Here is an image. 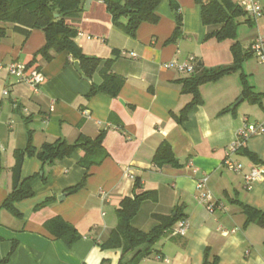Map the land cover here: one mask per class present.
I'll use <instances>...</instances> for the list:
<instances>
[{"label": "crops", "instance_id": "obj_1", "mask_svg": "<svg viewBox=\"0 0 264 264\" xmlns=\"http://www.w3.org/2000/svg\"><path fill=\"white\" fill-rule=\"evenodd\" d=\"M259 1L262 15L255 20L246 12L237 18V37L220 41L206 37L222 25L204 24L196 0H162L156 9L159 21L142 23L136 37L114 24L103 0H80V10L70 14L67 23L76 29L75 41L84 54L103 60L116 57L111 70L124 84L115 97L103 92L87 97L93 85L104 82L105 62L86 73L89 80L77 71L68 52L52 50L51 59L38 55L29 64L46 44L44 30L35 28L25 35L14 24H0L6 28V35L0 37V261L15 245L10 259L0 264L128 260L131 253L123 256L121 248L103 245L117 228L121 200L143 191L153 195L132 219L135 228L151 231L160 223L158 215L176 214L189 227L185 235L175 234L179 220L138 264H204L207 250L219 264H264V226L247 222L243 209L246 204L264 210V179L251 188L245 184V174L253 166H264V133L250 137L242 150L231 154L243 165L240 171L224 162L244 117L251 124L264 125V64L255 54L246 55L238 71L202 84V103L184 121L178 119L193 99V94L182 91L185 78L198 68L233 64L235 45L246 53L258 36H264V0ZM180 20L181 35L168 42ZM191 56L194 73L165 67ZM12 62L27 66L28 72L41 70L44 82L34 89L19 81L8 70ZM242 75L262 95L260 103L244 97ZM102 132L108 155L91 168L85 185L76 192L67 189L81 182L87 171L79 164L81 149L51 164L25 157L20 173L15 171L16 151L26 148L30 135L40 148L58 139L74 143L81 135L96 138ZM165 142L180 166L155 165L154 155ZM203 175H208L214 198L223 203L212 212L197 199V180ZM29 176H34V196L15 204L20 213L16 215L2 204ZM136 178L141 179L139 189L134 187ZM63 193L66 197L59 200ZM47 199L46 206L38 207ZM55 217L77 228L80 238L73 245L56 238L46 226Z\"/></svg>", "mask_w": 264, "mask_h": 264}, {"label": "trees", "instance_id": "obj_2", "mask_svg": "<svg viewBox=\"0 0 264 264\" xmlns=\"http://www.w3.org/2000/svg\"><path fill=\"white\" fill-rule=\"evenodd\" d=\"M108 12L112 16L114 24L123 32L131 37H136L138 29L142 23H157L159 16L156 9L162 0H103ZM202 9V19L206 25H222L219 29L207 34V38L214 37L220 41L234 39L238 34V17L246 12L234 0H196ZM80 0H0V24L11 23L15 29L25 35H28L32 29H43L46 34V44L35 55L29 63L32 64L38 55L51 59V51L68 52L75 59L81 62L82 68L87 74L95 71L102 62L106 63V68L102 74L104 82L100 86L93 85L87 97H91L97 92H103L113 97L117 96L120 88L124 84V79L112 72L111 65L115 56L107 60L98 57L87 56L75 41L76 29L67 23V17L70 14L80 10ZM176 8V7H175ZM56 14H59L57 17ZM182 21L180 20L176 30L168 42L175 41L181 35ZM6 35V28L0 25V37ZM235 62L231 65H222L214 68H198L195 74L183 80V89L185 93L193 94V99L181 111L179 121H184L189 111L196 105L202 103L199 87L207 82H214L222 77L238 71L246 55L254 54L253 51L243 52L238 45L233 47ZM243 95L252 103H260L262 95L254 91L248 84L246 76L242 75ZM225 109L223 112H226ZM104 133H100L96 138H90L81 135L74 143L67 142L64 139H58L52 143H44L40 148L34 146L30 135L26 148L16 151L15 171L19 174L22 161L25 157H36L43 164H51L65 157L72 155L77 149H81L84 155L79 164L86 168V173L77 185L68 188V192L73 193L81 189L93 166L102 163L108 153L103 147ZM241 148L240 150H242ZM154 163L158 167L167 165L180 166L171 145L168 142L162 143L154 155ZM3 170L2 156L0 153V175ZM34 176L23 178L4 200L2 207L8 208L16 215H20L15 204L21 200L34 196L32 182ZM135 189L142 187L141 179L136 178ZM152 192L143 191L135 193L133 197H124L117 208L118 225L113 231L109 240L103 245L104 248H121L123 256L131 253L132 256L125 260L122 257L120 264H138L139 261L151 254L150 247L158 242L165 232L171 229L180 219V215L163 216L158 215L160 223L151 231H142L132 225V219L140 211L142 203L152 196ZM50 199L40 203L38 207L46 206ZM244 212L247 215V222H256L264 226V210L253 208L243 204ZM46 226L66 245H73L79 238L77 228L65 221L61 217L50 219ZM0 240L2 237L0 236ZM16 244V243H15ZM146 246L145 250L142 247ZM0 261L7 262L13 251ZM204 264H219L218 257L210 259L209 250L206 251Z\"/></svg>", "mask_w": 264, "mask_h": 264}, {"label": "built area", "instance_id": "obj_3", "mask_svg": "<svg viewBox=\"0 0 264 264\" xmlns=\"http://www.w3.org/2000/svg\"><path fill=\"white\" fill-rule=\"evenodd\" d=\"M236 2L242 7V9L249 14L252 19L259 18L263 13V7L259 0H236ZM251 50L257 56L260 63L264 64V36H258L251 45ZM133 56H136L133 54ZM167 68H174L179 71L194 73L196 71L195 57L191 56L189 59L178 62L171 61L165 64ZM9 72L16 76L19 81H23L31 85L34 89L44 82L45 75L39 69H32L28 72V67L18 63H10L8 65ZM264 133L263 123L251 124L247 117H244L243 124L239 129L235 140L232 142L227 157L225 159V165L234 170L240 171L243 165L231 158V154L238 152L244 147L247 140L255 135ZM197 171V168L195 169ZM264 179V166H253L248 173L245 174V184L247 188H251L257 181ZM197 189L199 193L197 199L200 203L206 205L209 211H214L216 207L223 206V203L214 198L211 191L208 189V175H203L197 180ZM189 227V223L186 219L180 220L174 227L175 234L185 235Z\"/></svg>", "mask_w": 264, "mask_h": 264}, {"label": "water", "instance_id": "obj_4", "mask_svg": "<svg viewBox=\"0 0 264 264\" xmlns=\"http://www.w3.org/2000/svg\"><path fill=\"white\" fill-rule=\"evenodd\" d=\"M56 16L58 17L59 14H56ZM70 58L73 59V56L71 55ZM73 62H74V65H75L77 71L81 74V76H82L83 78L89 80V77L86 75V73L83 71V69H82V67H81V63H80V61L77 60V59H75ZM241 98H242V97H241ZM66 195H67V193H63L62 195H59V196H58V199H59V200H62V199H64V198L66 197Z\"/></svg>", "mask_w": 264, "mask_h": 264}]
</instances>
